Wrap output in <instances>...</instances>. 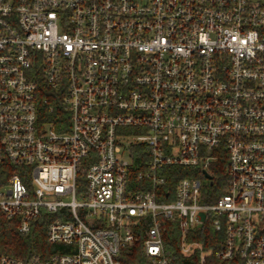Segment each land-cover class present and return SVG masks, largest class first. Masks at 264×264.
Returning a JSON list of instances; mask_svg holds the SVG:
<instances>
[{
    "label": "built area",
    "instance_id": "2783aa9c",
    "mask_svg": "<svg viewBox=\"0 0 264 264\" xmlns=\"http://www.w3.org/2000/svg\"><path fill=\"white\" fill-rule=\"evenodd\" d=\"M0 211L21 234L50 214L48 251L0 264L139 240L134 264H170L167 226L198 264H264V0H0Z\"/></svg>",
    "mask_w": 264,
    "mask_h": 264
},
{
    "label": "trees",
    "instance_id": "16d2710c",
    "mask_svg": "<svg viewBox=\"0 0 264 264\" xmlns=\"http://www.w3.org/2000/svg\"><path fill=\"white\" fill-rule=\"evenodd\" d=\"M44 99L47 102H44ZM49 104L53 105V109H49ZM40 111L43 120L54 123L59 129L61 128L62 119H66V113L62 109L60 96H53L52 91L42 86L40 92ZM12 170V167L4 168L6 174ZM218 180H224V169L222 160L218 162ZM184 173L178 175L183 176ZM50 214L43 213L42 220L36 222L32 230L28 234L18 232L14 220L6 218L0 211V254H12L25 258L32 252L46 253L50 245L46 240V225ZM215 236V231L209 224L203 228L196 229L191 232V238L195 239L204 246H211V241ZM164 242L168 250L170 264H198V253L184 254L180 249L179 232L175 227L167 226L164 232ZM141 240L133 245L123 248L120 252L121 264H134L140 258ZM208 264H216L217 260L211 255L208 256Z\"/></svg>",
    "mask_w": 264,
    "mask_h": 264
},
{
    "label": "water",
    "instance_id": "95a60500",
    "mask_svg": "<svg viewBox=\"0 0 264 264\" xmlns=\"http://www.w3.org/2000/svg\"><path fill=\"white\" fill-rule=\"evenodd\" d=\"M206 176H209V175L206 173Z\"/></svg>",
    "mask_w": 264,
    "mask_h": 264
}]
</instances>
